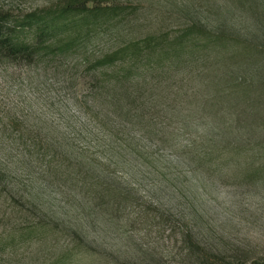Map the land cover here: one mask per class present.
Here are the masks:
<instances>
[{
    "label": "rangeland",
    "instance_id": "1",
    "mask_svg": "<svg viewBox=\"0 0 264 264\" xmlns=\"http://www.w3.org/2000/svg\"><path fill=\"white\" fill-rule=\"evenodd\" d=\"M68 1L0 0V12L30 40L37 26L17 20ZM85 1L121 9L90 25L73 52L30 66L11 60L19 83L10 92L0 60V116L22 114L43 144L61 135L59 156L69 168L11 164L24 170L29 199L9 206L1 198L0 264H264V0ZM193 23L239 37L250 52L215 67L200 58L140 65L143 73L126 82L127 124L95 115L86 99L108 91L95 83L108 70L90 63ZM25 67L38 72L28 77ZM76 93L81 113L112 139H97L90 127L63 133L64 123L82 120ZM45 128L54 132L44 136Z\"/></svg>",
    "mask_w": 264,
    "mask_h": 264
},
{
    "label": "trees",
    "instance_id": "2",
    "mask_svg": "<svg viewBox=\"0 0 264 264\" xmlns=\"http://www.w3.org/2000/svg\"><path fill=\"white\" fill-rule=\"evenodd\" d=\"M120 9L119 5H88L85 0H69L55 7L32 11L23 19L17 20L19 21L17 24L23 20L37 26L30 40L19 38L10 27L11 18L0 12V60L6 63H2L4 69L1 70V76L6 85L4 88L10 92L14 86L18 87L19 82L14 79L13 71L10 69L13 66L9 64L11 60L25 58L30 66L34 62L53 60L58 55L73 52L87 34L90 25L96 24L102 18L112 17ZM230 48L235 49L233 54L228 53ZM250 49L249 45L241 43L239 37H234L228 32L212 30L197 23L184 27L172 36L165 33L149 34L106 52L90 63L97 70L107 68L108 71H99V75L95 77V83L101 88L109 86L110 90L94 92L91 98L86 99V102L94 105L95 115L101 113L104 118L113 115L120 123L126 125L127 123H123L120 117L126 112L132 113V110H125L123 104L125 94L128 93L126 82L140 72L138 71L140 65L147 70V67L155 66V64L162 65L169 58L174 59L175 64L200 58L208 60L215 67L225 57L238 56L242 51L248 54ZM127 58L132 61L126 64L121 63ZM25 68L28 77H33V73L38 72L37 69ZM218 69L217 67L215 70ZM116 83H118L117 86ZM72 100L76 106L75 112L82 120L72 119L70 115L72 122L67 121L62 125L64 134L90 127L92 130L88 134L97 139L103 138L104 142L109 136L112 139V134L99 125L94 116L81 113L82 106L78 93L72 97ZM65 109L70 110L67 107ZM46 110H51V108ZM31 130L34 132V129L27 126L22 114L13 113L0 116V201L8 202L9 206L13 205L14 201H20L26 205L29 199V195L21 191L23 181H25L24 170L13 168L12 163L20 166V161L30 162V165L35 161L39 163V171L43 170L42 167L44 170H58L63 165L67 168L62 161L63 157L59 156L62 152L60 146H65L61 141L62 136L53 135L49 138L50 141L43 144L42 138L29 134ZM45 130H47L46 134L41 132L44 136L54 132L48 128ZM36 135L39 137L37 132ZM55 138H59V141ZM68 171L69 168L66 169V172ZM15 207L16 204L13 208Z\"/></svg>",
    "mask_w": 264,
    "mask_h": 264
}]
</instances>
